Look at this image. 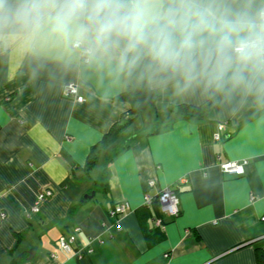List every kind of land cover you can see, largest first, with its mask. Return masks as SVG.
Here are the masks:
<instances>
[{
	"label": "crops",
	"instance_id": "crops-1",
	"mask_svg": "<svg viewBox=\"0 0 264 264\" xmlns=\"http://www.w3.org/2000/svg\"><path fill=\"white\" fill-rule=\"evenodd\" d=\"M69 82L83 102L63 96ZM124 88L55 65L0 60V264H264V109L155 89L154 105L127 126L129 145L116 138L90 157L122 116H134L116 99ZM188 104L194 116L176 114ZM229 160H247L244 174L222 172ZM181 179L180 213L164 217L160 232L144 196ZM45 190L52 195L32 212ZM123 201L129 209L116 227L109 208ZM76 226V247L92 249L82 257L57 244Z\"/></svg>",
	"mask_w": 264,
	"mask_h": 264
},
{
	"label": "clouds",
	"instance_id": "clouds-1",
	"mask_svg": "<svg viewBox=\"0 0 264 264\" xmlns=\"http://www.w3.org/2000/svg\"><path fill=\"white\" fill-rule=\"evenodd\" d=\"M0 60L264 109V0H0Z\"/></svg>",
	"mask_w": 264,
	"mask_h": 264
},
{
	"label": "built area",
	"instance_id": "built-area-1",
	"mask_svg": "<svg viewBox=\"0 0 264 264\" xmlns=\"http://www.w3.org/2000/svg\"><path fill=\"white\" fill-rule=\"evenodd\" d=\"M62 94L65 98L73 99L77 102H83L84 97L79 93L78 86L73 83L69 82L66 83L63 87ZM223 125L219 124L217 128V132L214 136L215 140L220 139V131L222 130ZM247 164V160L243 161H225V162H220L219 167L222 172L233 175V176H240L243 175L245 172V166ZM185 180L181 179L179 180L178 183L166 187L161 191H158V193L155 196H149L145 195L144 196V204L150 205L152 200L156 199L158 206H159V211L161 213L160 216H152L151 221L155 226H158L160 228H164L163 220L162 218L164 217H175L180 213V205H179V197L176 191V188L179 184L184 183ZM150 185L154 184V181L151 180L149 182ZM52 195L51 190H45L40 192L36 200L31 207L32 212H37L40 208L41 202ZM129 209V204L126 201L116 203L114 206L109 208V214L110 217L114 220L115 226L119 227V216L124 214L127 210ZM5 216L4 213H0V217L3 218ZM261 220L264 221V216L261 217ZM80 230V227L76 226L73 229V233L70 235H61L58 240L57 244L58 247L64 251L65 253H71L74 254L78 257H82L84 252H91L92 249L88 247L87 243L82 244L76 247V242H77V237L76 234ZM76 247V248H75ZM52 257H55V254H51Z\"/></svg>",
	"mask_w": 264,
	"mask_h": 264
},
{
	"label": "trees",
	"instance_id": "trees-1",
	"mask_svg": "<svg viewBox=\"0 0 264 264\" xmlns=\"http://www.w3.org/2000/svg\"><path fill=\"white\" fill-rule=\"evenodd\" d=\"M158 95L159 94L155 89H149L144 86H136L135 84H128L127 86H125V88L116 96V99L129 102L131 105L130 111L134 116H130L127 118L125 116H122L123 123H115L111 131L108 132V134L104 135L103 138L96 145L93 146L90 152V157L93 155V152L95 150L106 149V147H108L112 142H114L116 138H119L118 141L123 142L122 146L126 148L130 142V134L127 130L128 124L137 116L139 112L153 106L158 98ZM196 110L197 108L195 106L188 104L187 106H179L175 110V112L176 114L184 115V117H189L194 116L195 114H192V112H195ZM117 153L118 150H114L112 152V157H114V155H116ZM90 162H92V160H90L89 158L88 163ZM144 206L148 211L149 217H152L154 215L161 217V213L159 211V206L156 199L152 200L150 205L145 204ZM162 220L163 224L167 222L164 218H162ZM155 227L158 231H163V228H160L158 226ZM262 250H264V248H262ZM259 261L261 263H264V251L260 252Z\"/></svg>",
	"mask_w": 264,
	"mask_h": 264
},
{
	"label": "water",
	"instance_id": "water-1",
	"mask_svg": "<svg viewBox=\"0 0 264 264\" xmlns=\"http://www.w3.org/2000/svg\"><path fill=\"white\" fill-rule=\"evenodd\" d=\"M93 195V193L91 194V196ZM91 196H87L85 195L84 197H91ZM34 252H35V249H32L29 251V256H28V259H31L34 255Z\"/></svg>",
	"mask_w": 264,
	"mask_h": 264
}]
</instances>
